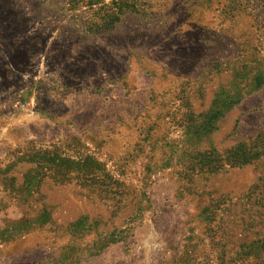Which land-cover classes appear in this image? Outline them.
Listing matches in <instances>:
<instances>
[{
	"label": "rangeland",
	"instance_id": "obj_1",
	"mask_svg": "<svg viewBox=\"0 0 264 264\" xmlns=\"http://www.w3.org/2000/svg\"><path fill=\"white\" fill-rule=\"evenodd\" d=\"M263 98L264 0H0V264H264Z\"/></svg>",
	"mask_w": 264,
	"mask_h": 264
},
{
	"label": "crops",
	"instance_id": "obj_2",
	"mask_svg": "<svg viewBox=\"0 0 264 264\" xmlns=\"http://www.w3.org/2000/svg\"><path fill=\"white\" fill-rule=\"evenodd\" d=\"M249 101L251 102L252 100H248V102ZM252 108L249 107V109L244 111V113H243L244 117H250L253 115L261 114L262 115L261 118H262V120H264V98L262 99V103L260 104L259 107L255 108V109H252ZM262 127H264L263 124H262Z\"/></svg>",
	"mask_w": 264,
	"mask_h": 264
},
{
	"label": "trees",
	"instance_id": "obj_3",
	"mask_svg": "<svg viewBox=\"0 0 264 264\" xmlns=\"http://www.w3.org/2000/svg\"><path fill=\"white\" fill-rule=\"evenodd\" d=\"M119 5H125V7H127V8L131 7V6L126 5L125 2H121ZM124 13H126V12H124Z\"/></svg>",
	"mask_w": 264,
	"mask_h": 264
}]
</instances>
